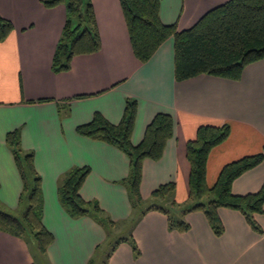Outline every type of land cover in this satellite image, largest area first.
<instances>
[{
	"label": "crops",
	"instance_id": "crops-1",
	"mask_svg": "<svg viewBox=\"0 0 264 264\" xmlns=\"http://www.w3.org/2000/svg\"><path fill=\"white\" fill-rule=\"evenodd\" d=\"M228 0H160V18L184 30L209 10ZM101 48L76 55L67 71L53 69V57L66 22L64 4L53 8L43 0H0V15L14 29L0 41V201L19 208L24 183L7 135L18 130L23 151L35 155L42 177L43 222L54 241L38 262L29 239L0 230V264H264V232L255 231L242 212L220 208L222 235L212 230L202 211L184 219L186 232L171 229L168 216L148 210L134 222L138 210L127 184L130 159L117 146L82 135L77 127L100 112L110 122L122 119L127 98L138 100L133 144L144 137L159 112L174 119V135L158 160L143 161L141 192L176 183L175 200L190 196L191 165L187 143L201 125L229 124L231 133L215 146L207 161V183L213 187L222 168L245 156L263 153V160L237 177L233 193H256L264 186V58L248 64L240 79L209 74L177 80L175 41L168 38L147 61L134 54L120 0H92ZM88 166L91 171L80 193L96 200L115 221L110 231L90 215L73 218L59 201L58 188L66 172ZM256 220L264 230V213ZM116 229V231H115ZM133 237L111 251V243ZM106 253V254H105ZM109 254V256H108Z\"/></svg>",
	"mask_w": 264,
	"mask_h": 264
},
{
	"label": "trees",
	"instance_id": "trees-1",
	"mask_svg": "<svg viewBox=\"0 0 264 264\" xmlns=\"http://www.w3.org/2000/svg\"><path fill=\"white\" fill-rule=\"evenodd\" d=\"M43 3L48 8L61 4L67 8L66 22L53 57L55 71L69 70L76 55L100 50L102 42L92 0H43ZM120 3L133 52L141 62H147L168 38H174L177 80L199 74L240 79L248 64L264 58V0H228L184 30H178L177 24L162 22L160 0H120ZM13 29V21L0 15V41H4ZM137 109L138 100L129 97L119 123H112L96 112L91 121L77 127L80 134L111 143L128 155L131 171L124 182L132 204L138 210L135 217L126 222L128 226L146 211L159 210L168 216L171 229L186 232L190 229V224L184 219L186 214L202 211L214 233L220 236L225 226L219 209L230 208L242 212L255 231L264 232L255 218L257 213H264V186L256 193L245 195L232 191L234 180L258 165L263 160V153L226 164L216 184L210 187L207 183L209 154L229 137V124L201 125L195 138L188 141L187 157L191 172L187 202L175 200L174 181L160 185L146 201L141 192L143 161L147 158L158 160L163 156L167 142L174 135V119L170 113H157L148 124L143 139L133 144L131 138ZM19 135L16 130L8 133L7 143L12 148L24 183L20 202L27 205L21 217L0 208V230L17 237H25L32 232L39 252L44 255L54 241V234L43 222L42 177L35 167L34 152L22 150ZM90 171L88 166L68 170L58 188L59 201L73 218L93 216L110 231L116 227L115 221L105 214L98 201L86 200L80 193ZM121 241H129L134 252L139 254L132 236L115 239L110 244L111 251Z\"/></svg>",
	"mask_w": 264,
	"mask_h": 264
},
{
	"label": "rangeland",
	"instance_id": "rangeland-1",
	"mask_svg": "<svg viewBox=\"0 0 264 264\" xmlns=\"http://www.w3.org/2000/svg\"><path fill=\"white\" fill-rule=\"evenodd\" d=\"M16 131L18 132V130H16ZM26 205H27L26 202H21L19 208L14 209V208H9L7 205H5L4 203H2L0 201V208L1 209L5 210V211H7L9 213H12V214H14V215H16L18 217L22 216ZM115 231H116V229H115ZM28 233L29 234H27L26 237L29 239V242L31 244V251H33V259H35L38 262V260L40 258L39 256H41V255L39 253V250H38V247H37V243H36L35 239L32 236V232H28ZM115 236H116V234H114L111 239H113V238L115 239ZM104 260H105V258H103L102 262H104Z\"/></svg>",
	"mask_w": 264,
	"mask_h": 264
}]
</instances>
